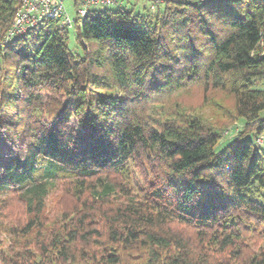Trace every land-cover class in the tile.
<instances>
[{
  "label": "trees",
  "instance_id": "trees-1",
  "mask_svg": "<svg viewBox=\"0 0 264 264\" xmlns=\"http://www.w3.org/2000/svg\"><path fill=\"white\" fill-rule=\"evenodd\" d=\"M21 3L0 0V264H264V0L92 9L81 53L59 19L7 39ZM192 87L232 99L224 123Z\"/></svg>",
  "mask_w": 264,
  "mask_h": 264
},
{
  "label": "rangeland",
  "instance_id": "rangeland-1",
  "mask_svg": "<svg viewBox=\"0 0 264 264\" xmlns=\"http://www.w3.org/2000/svg\"><path fill=\"white\" fill-rule=\"evenodd\" d=\"M124 6L128 10H134L135 13H146L147 9H151V1L150 0H131L130 2L126 1ZM64 7L66 15L71 19L74 20L78 16L77 6L74 4V0H64ZM117 9L118 6H99L95 8L96 10H105V9ZM74 26L69 28V42L68 46L73 52L81 53L80 48L76 42V38L74 35ZM257 88L264 89V82L258 83ZM181 102H183L188 109L196 110L199 114H201L204 118L212 119V120H219V122L224 123L223 120H220L221 116L227 117L226 113L229 109H232L233 102L230 97L222 93L221 91H205L198 89V87H192L188 91L182 92L179 95ZM178 98V99H179ZM214 101L218 102L219 105H214ZM245 122L243 119L236 120V121H229L227 132L220 142L215 147L216 151L223 149L227 143H229L235 135V130L239 131ZM252 134V138H253ZM264 137V135H263ZM263 137L260 138V143L262 148L264 149V139ZM263 142V143H262ZM57 199L52 201V204L56 203ZM9 241L5 238V245H8Z\"/></svg>",
  "mask_w": 264,
  "mask_h": 264
},
{
  "label": "built area",
  "instance_id": "built-area-1",
  "mask_svg": "<svg viewBox=\"0 0 264 264\" xmlns=\"http://www.w3.org/2000/svg\"><path fill=\"white\" fill-rule=\"evenodd\" d=\"M131 0H78L76 19L71 20L65 12L64 0H22L14 21L7 33L6 38L21 35L28 29L37 26L44 19H59L61 27L72 28L75 24H81L90 10L99 6H123ZM151 9H155L164 0H150ZM206 2L209 0H198ZM256 52L264 56V25L260 32V39L256 46ZM264 142V141H263Z\"/></svg>",
  "mask_w": 264,
  "mask_h": 264
}]
</instances>
